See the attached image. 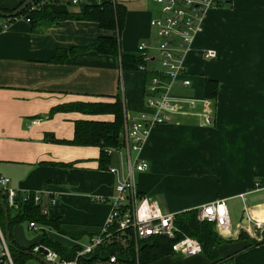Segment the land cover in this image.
<instances>
[{
    "label": "crops",
    "instance_id": "obj_1",
    "mask_svg": "<svg viewBox=\"0 0 264 264\" xmlns=\"http://www.w3.org/2000/svg\"><path fill=\"white\" fill-rule=\"evenodd\" d=\"M22 1L0 0V9ZM101 1L125 4L120 31L92 19L32 25L24 14H0V175L17 189L41 192L44 202L53 198L42 212L50 223L37 222L39 228H33L23 219L29 229L41 230L36 237L23 234V220L11 224L13 242L26 252L41 243L69 254L88 241L106 220L115 182L127 173L125 150L115 148L109 163L100 166L98 145L69 141L76 119H110L111 113L54 109L77 101H113L119 95L125 124L143 108L146 71L122 68L119 54L70 49L87 47L102 35H118L125 52L137 53L142 41L152 48L159 36L150 19L163 15L161 3L60 0L44 6L76 12ZM207 48L214 50L212 56L205 55ZM184 64L191 84L180 93L202 97L205 79L217 80L216 97L206 109L213 121L204 122L198 104L193 112L152 125L141 148L131 151L132 160H145L148 167L133 170L132 176L138 191L155 198L163 212L197 210L223 199L230 225L215 230L229 241L214 246L211 257L201 251L155 261L264 264V241L249 245L248 239L254 222L264 223V0H230L206 8ZM148 66L158 68L157 59ZM19 212L9 210V216ZM241 231L248 235L239 237ZM44 237L51 244L42 242Z\"/></svg>",
    "mask_w": 264,
    "mask_h": 264
},
{
    "label": "built area",
    "instance_id": "obj_2",
    "mask_svg": "<svg viewBox=\"0 0 264 264\" xmlns=\"http://www.w3.org/2000/svg\"><path fill=\"white\" fill-rule=\"evenodd\" d=\"M50 1L60 0H33L27 7L29 11L45 8ZM70 4H77L83 0H64ZM161 3L162 16L150 19V24L156 28L159 40L150 48L145 42L138 44L137 52L142 62L137 69L150 71L152 74L146 81L143 108L138 110L129 121L125 119L121 140L123 145L107 147V153L115 148L125 150L127 160V173L119 177L113 187L109 199L111 209L103 224L98 227L95 234L88 241L79 244L71 253L64 254L58 250L41 244L46 248L43 256L55 264H120L115 252L104 251L108 245L120 244L126 246L128 240H133V247L137 252L141 239L151 235H166L176 237L179 231L174 223V212H163L158 201L148 194L138 191L134 182L133 170L142 171L148 167L145 160H132L131 151H138L149 135L152 125L158 122H167L177 114L193 112L198 104L203 106L200 114L205 123L213 121L209 108L212 98L196 97L187 93H180L179 89L187 88L191 84L189 71L184 64V56L190 49L193 35L199 28V22L205 9L209 6L223 5L228 0H156ZM29 20V17L26 16ZM153 49L156 50L153 53ZM214 50L207 48L206 56H212ZM154 56V57H152ZM156 58L158 68H149L148 64ZM112 172H119L117 167L109 166ZM7 175H0V218L3 202L8 209L18 211L23 203L33 202L39 204L41 211L46 212L48 202L42 200V194L35 190L17 189L11 185ZM258 184V183H256ZM197 217L212 222L218 230L229 228L230 219L223 199L202 204L197 208ZM29 226L39 228L34 220H29ZM254 228L264 229V223L254 222ZM39 244L32 250L37 252ZM172 247L176 253L192 255L202 251L198 239L183 234L173 241ZM138 261V259H136ZM0 264H15L11 248L8 245L4 226L0 221Z\"/></svg>",
    "mask_w": 264,
    "mask_h": 264
},
{
    "label": "trees",
    "instance_id": "obj_3",
    "mask_svg": "<svg viewBox=\"0 0 264 264\" xmlns=\"http://www.w3.org/2000/svg\"><path fill=\"white\" fill-rule=\"evenodd\" d=\"M230 2V0H228ZM29 7H25L19 14H24L29 17L32 25L37 22L53 23L65 18H82L96 20L101 27L113 28L120 31L125 17V4L119 1H101L96 4H88L83 11H52L47 8H40L29 11ZM95 49L103 53H111L120 55V64L122 68H135L142 62L141 55L137 52H125L120 49L118 35L114 36H99L95 43L82 48H71L70 52L77 49ZM147 80L152 74L146 71ZM218 82L213 78L205 79L204 96L215 98L217 94ZM86 104V105H85ZM87 107V108H84ZM54 109L64 110H79L84 113H111L110 119H95V118H80L74 121L73 137L69 140L75 144L98 145L100 147L99 165L106 166L110 161V155L107 153V147H121L123 141L119 139L122 136L124 128V110L120 96L118 95L113 101H77L55 107ZM10 210V209H9ZM18 216L15 218L9 216V229L13 222L23 219L34 220L41 223H50L42 213L39 204L33 202L23 203L19 209ZM0 221L4 226L5 220L2 212ZM174 223L178 226L179 231L176 232L175 238L167 237L166 235H151L140 240L137 252L133 247V240L129 239L126 246L120 244L108 245L104 251L106 253L115 252L118 256L120 264H136L138 259L139 264H149L166 254H175L172 244L176 238L183 234L190 235L198 239L202 245V251L208 256H212L214 246L228 239L220 236L214 228L212 222L197 218V210H186L177 212L174 215ZM244 231L239 233V237ZM245 234V233H244ZM13 241V240H12ZM50 243L44 237L42 242ZM264 241V235L257 238H251L249 245L257 244ZM15 244V243H14ZM16 245V244H15ZM55 249L61 253V250L55 245ZM11 248V247H10ZM12 255L18 262L24 261L28 253L21 248H11Z\"/></svg>",
    "mask_w": 264,
    "mask_h": 264
},
{
    "label": "water",
    "instance_id": "obj_4",
    "mask_svg": "<svg viewBox=\"0 0 264 264\" xmlns=\"http://www.w3.org/2000/svg\"><path fill=\"white\" fill-rule=\"evenodd\" d=\"M33 0H23L20 4H18L16 7L10 9V10H1L0 9V14L3 15V16H6V17H13V16H16L18 15L25 7H27V5L32 2ZM119 139L121 140V137H119ZM1 206H2V211H3V215H4V220H5V224H4V232H5V238H6V241L8 243V245L11 247V248H18L14 242L12 241V238H11V232H10V229H9V209L8 207L3 203L1 202ZM46 248L39 244L38 246V251L35 252V251H32V250H29L27 251V253L37 259H39L41 262H43L44 264H55L54 262L52 261H49L47 260L44 256H43V253H46Z\"/></svg>",
    "mask_w": 264,
    "mask_h": 264
},
{
    "label": "rangeland",
    "instance_id": "obj_5",
    "mask_svg": "<svg viewBox=\"0 0 264 264\" xmlns=\"http://www.w3.org/2000/svg\"><path fill=\"white\" fill-rule=\"evenodd\" d=\"M84 108H87V107H84ZM125 154H124V158H125ZM122 159H123V155H122ZM27 222H28V220H23L22 222H20L21 225L24 227L23 234L27 238H32L33 236L36 237L39 234V231H41V230L40 229H29L27 227ZM214 228H215V225H214ZM244 233L241 234V237L248 235L247 232H244ZM263 235H264V229H262V230L256 229L253 231V235L252 234L248 235V239H249V241L251 238L257 237V239H258V238L262 237ZM13 256H14V254H13ZM178 256H179V254L175 253V254H172L171 258H174V257L178 258ZM14 261H15V264H44L39 259L32 257V256L25 257V259L22 263L18 262V260H16L15 257H14ZM136 264H139L137 260H136ZM150 264H152V263H150ZM153 264H169V262L166 259H160L158 261H155V263H153Z\"/></svg>",
    "mask_w": 264,
    "mask_h": 264
}]
</instances>
